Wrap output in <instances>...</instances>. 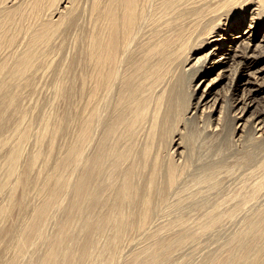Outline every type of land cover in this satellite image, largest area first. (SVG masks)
<instances>
[{
	"label": "bare ground",
	"instance_id": "6f19581e",
	"mask_svg": "<svg viewBox=\"0 0 264 264\" xmlns=\"http://www.w3.org/2000/svg\"><path fill=\"white\" fill-rule=\"evenodd\" d=\"M49 75L53 108L77 97L60 119L27 97ZM233 141L264 153V0H0V264H172L185 202L207 235L253 214L203 264H264V162L230 207Z\"/></svg>",
	"mask_w": 264,
	"mask_h": 264
},
{
	"label": "rangeland",
	"instance_id": "374dc122",
	"mask_svg": "<svg viewBox=\"0 0 264 264\" xmlns=\"http://www.w3.org/2000/svg\"><path fill=\"white\" fill-rule=\"evenodd\" d=\"M73 39H70L69 41L70 42H73L72 41ZM69 43V42H68ZM74 43V42H73ZM73 43L70 45V43H69V45L71 46V47H69V46H67L66 47V53H67V55H68V52H69V54L70 55H68V57H67V59L71 56L72 57V52L71 51H73L74 50V48H75V43H74V45H73ZM68 45V44H67ZM74 52V51H73ZM65 53V54H66ZM65 58H66V56H65ZM64 58V61L66 60ZM69 60V59H68ZM68 60L66 61V63L68 62ZM65 63V64H66ZM70 72H72V74L74 73V71H73V68H71L70 67ZM51 77V78H50ZM214 77H216V75H213L212 76V78H214ZM47 79V81H46V83L44 82V79H43V81H42V79H41V81H42V83H40L39 82V80L40 79H38V81L36 82V84H35V89L37 88L38 89V87H39V89H40V91L39 90H37V93L35 92V93H27L26 92V94H28L27 95V97L28 98H32V101H31V99H30V102H35L36 103V105L39 107V105H40V107L41 108H43V109H41V112H44L45 114H47V112L49 113V114H47V115H51L53 118H55V117H58V119H60V116H62L63 115V113H64V111H66V110H68V109H70V107L72 108V107H74V106H76L75 104H77V97H75V96H73V95H71V98H63V99H61V101L60 100H56V102H57V105L53 108L52 106H51V101L50 100H52L53 101V98L55 97L54 96V88H55V86H54V88L53 89H51L52 88V86L54 85V84H57L58 82V80L59 79H57V78H54V76H53V78L54 79H56V81L52 78V76L51 75H49V77L47 76L46 77ZM212 78H210V79H212ZM50 79H52V80H50ZM52 82V83H50V82ZM57 82V83H55V82ZM47 82H49V83H47ZM60 82V81H59ZM57 86H58V84H57ZM229 85H226L225 84V82L223 83V84H221L220 86H218L216 89H215V96H217V97H219V100H218V102H223V100H226L227 99V96H229ZM42 89V90H41ZM51 89V90H50ZM34 91H36V90H34ZM33 91V92H34ZM48 91V92H47ZM51 91H52V93H51ZM26 94L24 93V95L23 96H25L26 97ZM47 94V95H46ZM27 97L26 98H24V99H27ZM34 100V101H33ZM24 102H26V101H24ZM27 102H29V100L27 101ZM27 102H26V104H25V106L27 105ZM29 102V103H30ZM33 103H31L32 105H33ZM34 103V104H35ZM41 103V104H40ZM42 104H44V105H42ZM43 107H42V106ZM28 106H30L29 104H28ZM220 106H221V104H220ZM39 107V108H40ZM52 107V108H51ZM45 111H47V112H45ZM215 119H216V116L215 117H213V119L211 118V120H213V122L215 121ZM231 121V120H230ZM36 122V121H35ZM34 124H36V123H34ZM37 124H39V123H37ZM213 123H211V125H212ZM35 127L37 128V125H35ZM39 127V126H38ZM232 128V127H231ZM231 128H229V130L231 129ZM226 130H228V128H226ZM228 130V132L230 133V131H231V133H232V135L230 134L229 136L232 138V136H236V133H234V132H236L235 131V129L234 128H232L230 131ZM235 134V135H234ZM233 140L234 139H237L236 137L234 138H232ZM242 139H244V138H242ZM242 141H245L246 142V140H242ZM245 142H238L237 144H236V142H234L233 141V143L235 144L234 146H232L230 149H228V150H226L223 154H222V156L224 157V163L222 164V166H221V168H220V172L222 173V175H231V176H229V177H227V176H225V177H227V179H226V182H224L223 183V187L225 188V186L227 187V189L225 190V189H222L224 192L223 193H226V195L225 194H223V195H225L224 197H227V196H229L230 197V199L232 198L233 199V197L235 196V191H236V189L238 188L239 189V186L238 185H240L241 183L242 184H244L246 181H248L249 180V182H246L247 184L249 183V184H251V182L253 181L254 182V180L256 181L258 178H260L261 176H262V174L264 173V172H262L261 173V175H260V172H259V174H258V172L256 171V169L258 170V169H260L259 167H258V165H259V163L260 162H264L263 160H261V159H263L264 157H263V155H264V153H262V151H261V153H258L257 154V156H258V159H257V162L256 163H258V164H255V162H251V164H249V163H247L246 161H245V159H244V151H245V149L244 148H246V146H248L249 145V148L247 147V149H251V145L249 144L250 142H247V143H245ZM245 143V147H243L244 144ZM247 144V145H246ZM233 145V144H232ZM246 149V150H247ZM259 160V161H258ZM261 160V161H260ZM261 164L262 163H260V166H261ZM232 168H233V170H232ZM255 168V169H254ZM252 169H254V170H252ZM251 170H252V172H251ZM255 171H256V174H258V175H260V177L258 176V175H256V176H258V177H256V176H254L255 178L254 179H252V178H250L251 177V175L252 174H254L255 173ZM248 172H251L252 174L250 175ZM247 173H248V175H247ZM247 175V176H246ZM264 175V174H263ZM253 176V175H252ZM246 177H247V179L248 178H250V179H248V180H246ZM263 178H264V176H262ZM246 180V181H245ZM252 180V181H251ZM245 181V182H244ZM251 181V182H250ZM252 182V183H253ZM245 183V184H246ZM240 185V186H244V185ZM248 184V185H249ZM247 186V185H246ZM234 187L236 188V189H234ZM241 188V187H240ZM238 189H237V192H238ZM221 190V191H222ZM227 193H229V195L227 194ZM234 193V195H233V197L231 196V194H233ZM222 195V193L221 192H219V194H217L218 196L219 195ZM215 195V194H214ZM217 195H215V197H213V195H212V197L210 198V200H209V202L211 203H213L214 201V203H216V202H218V198H217ZM222 195V196H223ZM176 195L174 194V195H172L171 196V199H172V201L174 200V198L173 197H175ZM222 196H220V197H222ZM229 197H227L226 199H227V204L230 206V203H228L229 201H230V199H229ZM213 198H217L216 200H214ZM211 199H213L214 201H212ZM225 199V198H224ZM225 199V200H226ZM228 199H229V201H228ZM221 200H223V198L222 199H220V202H221ZM224 200V201H225ZM171 201V202H172ZM172 203H174V202H172ZM187 203L188 204H190L189 202H185V204H184V206L181 208V210H179V209H177V211H180V213H177L178 215L175 217L174 216V218H172V219H174V220H176V218H178L179 217V215L180 216H182L181 218H185V217H187V216H189L190 217V215H191V217L192 218H195V219H193V220H197L196 222L197 223H200V224H197L196 223V225L194 224V225H191L190 227H192L195 231H196V235H197V237H195L194 239H196V241H194L196 244V246L197 247H199V248H196V247H194L193 246V244H194V242L193 243H190V241H189V243L187 244V247H188V249H190L191 250V248H189V247H194V248H196V249H198V250H196V249H192L190 252H189V250L188 249H186L185 247L181 250V252L179 251L175 256L176 257H174V259H173V262H172V264H203L204 262L203 261H206L207 260V258L208 257H213L214 255H217L218 254V251L220 250L221 251V249H223L225 246L223 245V243L225 242L226 244L229 242L228 241V238H229V234L231 235L230 237H232L233 235H234V233H235V231H233V230H235L236 228L238 229L237 231H236V233L239 231V230H241L243 227L241 226V224L240 223H242L243 221L245 222V219L247 218V217H249V215L251 214V213H247L248 211H247V209H245V210H243V211H247V212H242L240 215H242V218H244L243 219V221L241 222V220L242 219H236V218H234L233 217V220L231 221L228 217H230V214H229V211L227 210V209H225V210H227L226 212H227V214H229V216L227 217V215H224V214H222L223 215V219H225V220H227L226 219V217L229 219V220H227V221H225V222H228V223H225L223 220H222V222H224L225 223V225H227L226 226V229H225V225H224V223H222V225H224L223 226V228L221 227V230L222 229H224V230H222V231H219V229H217V228H215V232L213 231V229L211 230V231H213V233L210 231L209 232V235H207L208 233H206V234H203L201 231H200V229L199 228H197L196 226L197 225H201V222L203 221L204 222V215H202L203 216V218H202V216H201V212H200V210H199V215H196V214H198L197 212H195L196 210L194 209V206L191 208L190 206L191 205H187ZM210 203H208L209 205H210ZM211 203V204H212ZM213 203V204H214ZM233 202H231V205L233 206L234 204H232ZM262 203V202H261ZM212 204V205H213ZM224 205V206H226L225 208H227V206L228 205ZM262 204H264V200H263V203ZM186 206V207H185ZM211 206V205H210ZM229 206H228V209H229ZM232 206H230V207H232ZM187 207H189V208H187ZM221 207H223V206H221ZM256 207V209L258 208V206H255ZM187 208V209H186ZM224 208V207H223ZM222 208V209H223ZM248 208V207H247ZM190 210V212H189V210ZM191 209H192V211H191ZM251 209V210H250ZM256 209H254V207H252V208H249L248 210H250V211H252V210H254V211H256ZM187 210V211H186ZM194 210V211H193ZM225 210L223 211V212H225ZM230 210V209H229ZM232 210V209H231ZM230 210V211H231ZM173 211H175V212H177L176 210H172V212ZM185 212L184 214L182 213V212ZM249 211V212H250ZM170 212L169 214L170 215H165V216H162V218L160 219V222H163V221H165L166 219H170L171 217H173V214H175V212ZM189 214H188V213ZM193 213V215H192V213ZM194 212L196 213V214H194ZM172 213V214H171ZM247 213V214H246ZM255 213V212H254ZM203 214V213H202ZM243 214H245V216H243ZM172 215V216H171ZM187 215V216H186ZM195 215L197 216V218L195 217ZM239 215V214H238ZM248 215V216H247ZM251 215H253V214H251ZM250 215V216H251ZM171 216V217H170ZM224 216H225V218H224ZM17 217V214L15 213L14 215H13V218H16ZM167 217V218H166ZM170 217V218H169ZM189 217H187L188 219H183L184 220V223H186L185 221L186 220H189ZM190 217V219L192 220V218ZM199 217V218H198ZM201 217V218H200ZM231 218V217H230ZM239 218H240V216H239ZM202 219V220H201ZM232 219V218H231ZM234 219H236V220H234ZM161 220H163V221H161ZM189 221V224H188V222L186 223V225L189 227V225L190 224H193V223H195L194 221H193V223H190V222H192V221ZM239 220H240V222H239ZM230 221V222H229ZM221 223H220V225H218L217 227L218 228H220L219 226H222L221 225ZM229 224V225H228ZM242 224H244V223H242ZM55 226H56V222H55V224L52 222H49V224H48V226H47V234L49 235V236H52L53 235V233H54V231H55ZM240 226V227H239ZM198 227H200V226H198ZM198 231V232H197ZM232 231L234 232V233H232ZM135 233V232H134ZM134 233H130L131 235L130 236H132L131 237V239H134L135 237L134 236H136V238H138V239H136L137 241H134L135 242V245H137V247L140 249L141 248V246H142V244H141V241L139 240V237L137 236V235H135ZM211 234V235H210ZM129 235V233L126 235V237H127V239H128V237H129V239H130V236H128ZM198 235H200V237L198 236ZM207 235V236H206ZM125 237V238H126ZM134 237V238H133ZM199 238V239H198ZM126 239V242H128V241H131V240H127ZM193 239V240H194ZM231 238H229V240H230ZM138 240L140 241V242H138ZM187 240H191V239H187ZM192 240V241H193ZM191 241V242H192ZM227 241V242H226ZM224 243V244H225ZM192 244V246H190ZM225 244V245H226ZM189 245V246H188ZM224 246V247H223ZM136 247V246H135ZM133 248V249H126L127 251H131V250H134V249H138L137 247L136 248ZM204 247V248H203ZM219 247V249H218V251L215 253L214 251H216V249ZM222 247V248H221ZM202 248V249H201ZM207 248V249H206ZM184 249H186L185 251H183ZM47 250V248L46 247H40L39 249H38V254H40L41 252H42V254L45 252ZM208 251L209 253H210V255L208 256V252H203V255L201 254L202 253V251ZM187 251V252H186ZM197 251V252H196ZM201 251V252H200ZM219 251V252H220ZM194 252H196V253H194ZM206 253V254H205ZM32 254V251H30L26 256L28 257V256H30ZM214 254V255H213ZM204 259H203V258ZM39 257L38 256H35V257H33L29 262H35L37 259H38ZM175 262V263H174ZM203 262V263H202ZM26 264H28V263H26Z\"/></svg>",
	"mask_w": 264,
	"mask_h": 264
}]
</instances>
